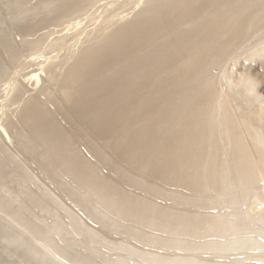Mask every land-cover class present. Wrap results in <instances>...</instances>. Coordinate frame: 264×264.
Masks as SVG:
<instances>
[{
    "label": "bare ground",
    "instance_id": "obj_1",
    "mask_svg": "<svg viewBox=\"0 0 264 264\" xmlns=\"http://www.w3.org/2000/svg\"><path fill=\"white\" fill-rule=\"evenodd\" d=\"M23 13L38 18L32 23L22 22L23 15L13 19L11 26L19 40L7 44L3 52L6 59L19 64L24 49L33 58L27 63L39 60V67L26 72V77L12 76L0 103L13 106L19 87H25V77L28 92L23 101L0 116V241L5 242L4 249L27 246L55 264H93L83 258L69 259L53 241L60 235H70L72 241L73 235H85V249L116 253L115 259L107 254L102 264H264V126L256 122L264 123V98L258 95V78L253 73L237 74L232 67L241 58L264 55V39L255 33L264 28V0H37ZM166 22L170 28L164 30L161 23ZM64 24L60 31L27 38L37 28ZM112 27L116 28L107 31ZM97 29H102L97 36L101 45L91 50ZM56 34L60 35L49 42ZM71 39L74 46L64 59L53 62L55 51ZM224 53L231 68L219 94L210 83L211 67ZM27 63L23 62L25 67ZM71 63L78 68L68 71ZM7 68H0V75ZM47 79L61 82L52 94L47 92L46 83L51 82ZM241 93L254 99L247 101L250 106L257 103V110L245 113L250 106L235 102ZM161 106H177L180 111L176 119L166 120L168 129L184 127L172 132L169 143L166 134L158 143L141 134L150 124L166 129L156 122ZM88 114L94 118L91 126L82 121ZM49 115H59L72 131L84 130L93 151H102L98 141H109L110 152L114 149L127 168L142 147L149 149L142 171L149 179L172 183L174 189L143 182L141 192L187 208L161 205L140 194L131 197L105 175H95L86 156L82 163L77 160L73 143L61 136L63 128L55 118L56 125L49 123ZM38 176L49 181L53 193ZM11 177L17 182L14 187ZM62 184L85 195L81 202L65 193L81 211H87L90 202L100 214L90 217L92 221L165 254L123 240L110 243L100 232L82 228L56 197ZM103 185L113 197L101 193ZM216 208V214L189 210ZM73 225L79 226V233Z\"/></svg>",
    "mask_w": 264,
    "mask_h": 264
},
{
    "label": "rangeland",
    "instance_id": "obj_2",
    "mask_svg": "<svg viewBox=\"0 0 264 264\" xmlns=\"http://www.w3.org/2000/svg\"><path fill=\"white\" fill-rule=\"evenodd\" d=\"M9 2H11L13 4V6L9 7L7 5V3H9ZM11 3H9V4H11ZM36 3H37V0H0V49H1L0 50V68H2V70H3L5 68V66H6V68L8 67L3 72V74L0 75V103H2V104H3V101H1V100L5 99V93H6L4 91V89L6 87V83L10 80V78H12V76L15 77L14 75L25 76L26 74H29L28 72H31L34 69L36 70L39 67V66L37 67L39 60L35 61L36 65H35L34 61H31L32 63L28 64L30 61L28 62L27 60H29V58H30V60H33V58L28 56V54H30L31 52H28V54H27V52L23 51L24 49H22L20 52V53H22V56H24V57L19 60V64H18V62L14 63L9 58L6 59L7 57H5L6 55H4L5 52H3L4 51L3 49H5L7 44H9L10 42H11L10 44H12L13 41L19 40V39H17L18 35L15 34L14 25H13V28L11 26L13 23L15 24V21H14L15 19L20 20V19H23V17H24V20L22 22L27 20L26 22L32 23L34 19L38 18V17L37 18L34 17L32 15L33 13H27V14L23 13L24 10L31 8ZM164 10H165V8L162 9V11H164ZM22 15H23V17L21 18ZM31 18H32V20H31ZM74 21L72 23H74ZM76 21H78V20H76ZM104 23L105 22L101 23V26L105 29L107 26H105ZM161 24L164 25L163 26L164 30L170 28V26L166 25L167 22L161 23ZM65 26H67V24H64L61 27H54V26L48 25V26H45L46 30L45 29L38 30V28H37V32L34 33L35 35H33L32 37L27 36V38L28 37H29L28 39L36 38L38 35L46 34L50 30L60 31V29L62 30ZM115 28L116 27H112V28L108 29L107 31L113 30ZM263 29L261 31H259V30L255 31V33L256 32L258 33L256 35L257 37L259 36L258 38L264 39V30ZM90 30H92V28ZM100 31H102V29L101 30L97 29V31L93 35V40H91L92 36H90L88 38L89 40H91V44H92L91 50L96 49L101 45V40H99V38L97 37L98 34L100 33ZM107 31L102 32V33H106ZM63 32L65 33V31H63ZM189 32L191 33L192 31H189ZM60 33H62V32H60ZM255 33L253 34L254 40H256L255 39L256 38ZM251 34H252V32H251ZM251 34H250V32L248 33V35H251ZM57 35H60V34L51 35L50 38H48L49 42H50V40H52ZM25 39H26V37H25ZM263 39H262V41H263ZM72 43L74 44L73 39L69 40L64 46H62V48H58L59 49V50H57L58 53L55 51L56 54L55 55L52 54V55H54L52 61L57 62V60H59V58H61V60L64 59L63 56H64L65 52L69 48L74 46ZM248 43H251V42H248ZM8 46H10V45H8ZM242 47L245 48V44L243 46H241L240 49H243ZM246 49L249 50L250 49L249 46L246 47ZM84 54L85 53H82V56ZM26 56H28V57H26ZM9 60L11 61V64H9L10 63ZM173 60H174V58H173ZM227 60H228V56L226 55V53H224V57L218 63H216L215 65H213L211 67L212 74L210 77V83L212 84L214 90L216 92H218L219 94L222 91H224V90H222V82L225 79V77L228 75V70L231 68L230 63H228ZM23 62L25 64L28 62L27 63L28 65L25 67V64H23ZM12 63H14L15 65ZM172 63H171V65H172ZM10 65H12V66H10ZM218 65H219V67H217ZM28 66H30V67H28ZM72 67L77 69L78 65L71 63V65L69 66V64H68V66H67L68 71H70V69ZM232 67L235 70V72L237 71V74L242 73V72L246 74V71H248L251 74L253 73L258 78L257 87L259 88L258 91L260 92L258 95L263 99L264 98V55H255V56L250 55V57L248 56L247 60H245L244 58H241V59H239L238 62L233 63ZM22 69H24V70H22ZM52 72H53V69H51V73ZM23 76H21L20 78L17 77L18 80L20 81L21 78H23ZM25 77H24V80L22 79L23 81L21 80L24 83L25 87L20 86L18 92L16 91L17 94L15 96L16 99L14 98V101H15L13 104L14 107H16V103H18L19 100H21L20 102L23 101L24 95L28 92L26 89L27 83H25ZM47 80L51 81L52 79H47ZM136 80L140 81L139 79H136ZM60 85H61L60 80L55 81V79H53V81H51L49 84L46 83L47 92H49V94L50 93L52 94ZM28 88L31 89L30 86H28ZM231 93L232 92L229 91V94H231ZM196 94H198V93H196ZM241 94L242 95L235 96V99H236L235 102L238 103L239 105H241L242 107L248 108L250 105H249L247 100L249 98L251 99L252 97L243 98L242 96L244 94L243 93H241ZM239 96H241L242 98L240 99ZM251 96H252V94H251ZM237 97H239V98H237ZM39 98L43 99L42 95ZM55 101H56V96H55ZM251 102H253V101L251 100ZM2 104H0V116L5 114L8 110L9 111L7 113H10L11 108L13 109L12 104H11L12 107H10V105L2 107ZM257 106H258L257 103L251 105L249 108L250 111H248V112L246 111L245 113L252 112L253 109H255ZM6 107H8V108H6ZM48 108H51L50 104H49ZM257 108H256V110H257ZM159 113H160V115L157 116L156 122H159V124L163 125L166 129H160V128L158 129V127L156 128L154 125L150 124V125H146L143 127L145 132H141V134H143L142 136L146 135L147 139H149V137L151 136L152 138L155 139V143H158L160 139H163V136L166 134L164 137H166L167 143H169L173 139V137L171 136L172 139L170 141V138H171L170 135L172 134V132L174 130H177V129H183L184 127L178 128L174 125V127H172L173 128V131H172L171 129L167 128V127H169L168 125H164V124L170 116H171L170 117L171 120H172V118L176 119V117L180 113V111H179L177 106H175L174 108H171V109H168L167 107L161 106V108L159 109ZM49 117H50V119L49 118L48 119H49L50 124L56 125L54 123V121H55L54 118H55L56 121L63 128V130L61 131V136L64 135L66 137L67 142L73 143L72 148L75 150V154L77 153V156H76L77 160L81 161V163H82L83 157L84 156L87 157L84 160L93 166L95 175H105L107 177L108 181H110L109 179L113 180L115 183H117L118 187L123 189L124 192L131 197L135 198V197H138V195L140 194L143 197H147V198L151 199L152 201L159 203L161 205H167V206H171V207L174 206V208H179V209H186L187 208V207L186 208L177 207V206L173 205L171 202L167 203V201H164L161 197L155 198V197H152L150 195L143 194L141 192V191H143L141 189L143 187L141 185V183H143V182H145L147 185H149L151 183L152 185H154L158 188L165 187L168 189H174V186L172 183L168 184V185H164L163 180H159V178L158 179H149L147 174H145L142 171V167L146 164L147 159H148L147 153H149V149L142 147L140 152H138L135 155V158H134V160H132V163H130V167L127 168L124 165V159L119 155H115L114 149H113V153L110 152V148H108V146H110L109 141H105V142L98 141V145L102 151H93L91 149L92 148V140L90 137L87 136V134L85 133L84 130L77 128L76 131H72V129L69 128V126L64 121H62L60 119L59 115L55 116L54 118L51 117L50 115H49ZM82 121L85 125L91 126L92 125L91 122L94 121V118L92 115L88 114V117L85 116L82 119ZM192 122H194V121H192ZM192 122L190 124H192ZM256 122L259 123L260 125L262 124V126H264L263 122L258 121V120H256ZM119 123H121V122H119ZM170 124H171V121H170ZM168 137H169V139H168ZM116 168H119V171H116ZM12 177H13V175H12ZM12 177L10 180V182H11L10 184L12 187H14V184L17 185V182H16V179L12 178ZM38 177L41 178V180H42L40 183H42V182L45 183L44 184L45 189H47L51 193H53L54 188H53V186L50 185L49 181H46L45 179H43L42 176H38ZM132 180H135V182L138 186H136L132 182ZM62 182H64V180H61V183ZM68 182L71 183L70 181H68ZM258 185L260 186V184H258ZM103 186L105 187V189L101 193L106 197H113L112 192L107 188V186L106 185H103ZM60 190H63V192L61 194L59 193ZM57 191L58 192H56L57 193L56 197L60 198V203H62L66 207V210L68 209L71 211V213H73V215L76 217L75 219H77L79 224L80 225L82 224V228L85 227V228L90 229L92 231L100 232L101 234H103L107 238V240L110 243H115V242L118 243L121 240H123V241H126L127 243H129L130 245L132 244L133 246H138V248H142L144 250L151 249V251L154 250L155 252L165 254V251L163 252L162 250H159V249L156 250V248H153L151 246H149L151 248H148L147 246H144V244L136 243L134 241V239L129 238L128 235H126L125 233L118 234V233L109 231L106 227L99 224V223H101V221H97L98 223L95 221H92L90 219V217L92 218L93 215L97 214V216H98L100 214L96 210H93L91 208L90 202L86 204L87 205V211H85V210L81 211L78 207H75V205H73L72 200L69 199V197L66 194H69L72 199L77 200V201H81V202H84V196L85 195H80L79 193L76 194L77 191L73 187H70V185L67 184L64 186V184H62L61 187L58 188ZM124 199L125 200H131L130 197L127 198L126 196L124 197ZM189 210L198 211V212H205V213H209V214H213V213L216 214L218 212L217 208L216 209L203 210V211H200L198 209H189ZM225 211L228 213L232 212L231 210L228 211V209H225ZM61 212H62V216H64V214H65L64 211H61ZM35 213H39L38 215H41V216L43 215L46 218L53 220V218H50L49 214H44L38 210H35ZM85 214H87V215H85ZM64 219H65V221H68L67 218H64ZM125 225L130 226V224H125ZM73 228H74V230H76L79 233V226L73 225ZM145 231H147V230H145ZM73 238H74V241L71 240L70 235H65V236L60 235V236L56 237L53 241L56 243V245L58 247H61L63 249L62 251L67 255V257H69V259L77 258V259L82 260V258H83L82 261H87V262L92 261L90 263L102 264V261L105 260L107 254H108L107 249H105V250L100 249L101 253H100V251L98 253H94V252H91V251L84 248V243L86 242L84 240L85 235L84 236L80 235L77 237H75L73 235ZM4 246H5V242L0 241V264H55V262L52 261V259L49 256L43 255V253H39V255H35L32 251L29 250V248L27 246L26 247L17 246V248H14V247L10 248V246H9L11 251H9V250L6 251L4 249ZM172 252H169V254H171ZM175 252H176V254L178 253V251H175ZM166 253H168V252H166ZM115 255H116V253L113 251L108 254V256L111 259H115ZM43 256H44V258H42ZM85 258H88V259L85 260ZM211 259L215 260L212 257H211ZM226 261H227V258H224L223 262H226Z\"/></svg>",
    "mask_w": 264,
    "mask_h": 264
}]
</instances>
